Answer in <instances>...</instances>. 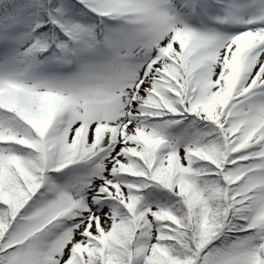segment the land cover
Wrapping results in <instances>:
<instances>
[{"label": "snow or ice", "instance_id": "6c2138e0", "mask_svg": "<svg viewBox=\"0 0 264 264\" xmlns=\"http://www.w3.org/2000/svg\"><path fill=\"white\" fill-rule=\"evenodd\" d=\"M0 264H264V0H0Z\"/></svg>", "mask_w": 264, "mask_h": 264}]
</instances>
